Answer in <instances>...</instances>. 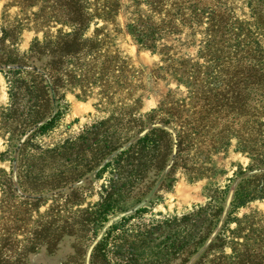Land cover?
<instances>
[{
    "label": "rangeland",
    "instance_id": "374dc122",
    "mask_svg": "<svg viewBox=\"0 0 264 264\" xmlns=\"http://www.w3.org/2000/svg\"><path fill=\"white\" fill-rule=\"evenodd\" d=\"M255 1L0 0V61L31 67L0 72V264H96L90 246L113 218L143 208L122 229L160 237L264 161ZM226 237L225 264H264V200L237 209Z\"/></svg>",
    "mask_w": 264,
    "mask_h": 264
},
{
    "label": "trees",
    "instance_id": "16d2710c",
    "mask_svg": "<svg viewBox=\"0 0 264 264\" xmlns=\"http://www.w3.org/2000/svg\"><path fill=\"white\" fill-rule=\"evenodd\" d=\"M258 1L256 0L254 4ZM252 7L254 6L250 7L253 10ZM218 8L228 10L227 5H221ZM223 14L230 15V11H224ZM226 19L228 20L226 26L233 27L231 23L233 19L230 17ZM89 21L90 18L84 16L78 18V21L73 20L76 23L72 25L73 31L68 37L72 43L80 45L85 42L82 37ZM212 26L213 24L210 27ZM256 39L254 38L255 41ZM61 54L64 57L73 56L74 49L66 48L59 52L58 56ZM30 71L31 67L26 63L0 61V72L18 74ZM32 71L40 74L43 81L47 82L48 77L45 73L38 71V68ZM58 114L59 112L56 111L39 121L32 132L42 133L51 128ZM28 134L24 133L23 138L26 139ZM126 148L120 149L118 154L121 155L127 150ZM173 160L175 155L171 153V161ZM11 161L14 163L15 159ZM165 168L172 170V163H166ZM13 171L12 174L15 173ZM255 200H264V161H258L256 165L239 170L238 175L230 180V184L225 189L210 195L206 205L175 218L168 225L163 223L160 228L171 227V231L164 232L160 237L153 238L148 233L122 229L134 218L135 213H144L143 208L132 209L113 218L93 240L89 260L91 262L94 259L97 264L99 258L97 259L94 252L102 251L104 252L103 264H112L110 259H107V254L112 252L119 258L118 264H225L223 254L229 245L226 231L232 222L233 213ZM121 229L122 232L119 234L118 230ZM214 255L215 257L212 258Z\"/></svg>",
    "mask_w": 264,
    "mask_h": 264
}]
</instances>
